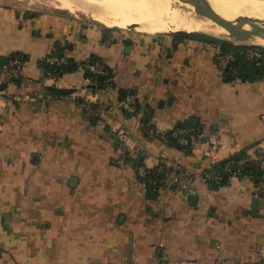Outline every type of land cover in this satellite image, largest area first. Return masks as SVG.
<instances>
[{"label": "crops", "instance_id": "1", "mask_svg": "<svg viewBox=\"0 0 264 264\" xmlns=\"http://www.w3.org/2000/svg\"><path fill=\"white\" fill-rule=\"evenodd\" d=\"M217 49L62 11L0 5V58L24 56L21 77L0 74V264H150L158 252L171 263L256 264L264 249V180L231 175L217 186L203 171L233 154L259 161L264 67L248 62L228 79ZM56 51L77 60L97 54L112 68L114 85L101 86L80 66L60 79L73 89L68 98H46L52 82L41 61ZM83 100L106 109L89 116ZM194 119L200 140L193 136L184 147L161 137ZM208 134L221 143L212 158ZM173 161L196 176L190 198L141 187L139 163Z\"/></svg>", "mask_w": 264, "mask_h": 264}, {"label": "built area", "instance_id": "2", "mask_svg": "<svg viewBox=\"0 0 264 264\" xmlns=\"http://www.w3.org/2000/svg\"><path fill=\"white\" fill-rule=\"evenodd\" d=\"M232 45L235 47H231L228 49H224L221 44H218V49L215 53V61L218 65L219 69L222 73L226 74L227 72H232L233 76L238 74V62L240 60H244L253 64L255 67H262L264 66V44L254 43V42H236ZM47 61L54 67L48 71H46V75L49 80H51V85L60 86V79L64 73L61 72L60 66L62 64L68 63V60L65 57L51 54L47 57ZM24 61L20 57H12L8 61L1 63L0 62V74L5 76L6 78H16L22 74ZM83 67H88L90 70L107 74L108 71L104 68L101 62H86ZM110 77L107 81H110ZM111 86V85H109ZM46 98H55L58 96L62 97H69L68 92H60L54 93L52 90H48L45 94ZM126 102L129 105H134L136 100L135 96L131 93L127 95ZM81 103L87 110L89 116H94L100 114L104 109H106V105L104 103H92L89 100H83ZM262 120L264 121V113L262 114ZM99 126H103L102 122H98ZM149 133L151 135H155L158 132L156 129L150 126ZM195 131L194 126H188L183 128L182 130H175V134L180 133H191ZM164 141L167 142L166 134H160ZM204 136V132H200L198 134L199 140ZM120 138V145L121 147H126V133H121L119 135ZM184 141L187 138L182 137ZM207 139L210 142V148L207 154L212 158V154L210 151L216 150L221 146L220 140L214 134H208ZM230 160L222 167V169H215V167H211L203 171V176L205 179L216 183L217 186H221L223 184L222 179L224 178V173L229 172V176L236 175V176H250L249 173H243L242 165L252 160L250 154L244 156L241 159H235L237 157H229ZM258 159L261 160V165L264 167V150L258 151ZM219 161H213L217 163ZM156 168V170L160 173L158 178L152 175V169ZM137 177L141 187L149 191L150 189H160L166 191H175L180 192L185 198H190L191 195L195 192L196 188V176L190 172L184 171L181 169L180 163L177 161H173L171 163L161 162L156 166H147L144 163H139L137 165ZM2 251L0 250V256ZM150 264H200L197 259L192 258H185L180 259L174 263H171L167 260L166 255L163 252H158L155 260H153ZM213 264H229V260L226 258H220L219 260L215 261ZM256 264H264V249H261L257 255Z\"/></svg>", "mask_w": 264, "mask_h": 264}, {"label": "bare ground", "instance_id": "3", "mask_svg": "<svg viewBox=\"0 0 264 264\" xmlns=\"http://www.w3.org/2000/svg\"><path fill=\"white\" fill-rule=\"evenodd\" d=\"M46 1L47 0H38ZM60 9L85 13L107 25L129 27L148 33H162L177 29H203L211 35L227 33L222 24L200 14L198 8L173 6L177 0H53ZM216 10L234 25L247 29L255 23L264 24V0H209ZM49 3V2H48ZM81 15V14H80ZM201 18V21L197 20ZM264 44V37L249 40Z\"/></svg>", "mask_w": 264, "mask_h": 264}, {"label": "trees", "instance_id": "4", "mask_svg": "<svg viewBox=\"0 0 264 264\" xmlns=\"http://www.w3.org/2000/svg\"><path fill=\"white\" fill-rule=\"evenodd\" d=\"M175 36H178V35L175 34ZM221 46L224 49H228V48H231L233 46L235 47V45H232V44H221ZM51 54H56V55L65 57L68 60V63L62 64L60 66V68H59V69H61L62 73H65L66 71L78 69L80 66H83L86 62H92V63L101 62L103 64L104 68L108 71L107 74L97 73V72H94V71L90 70L88 67H85V69L87 71V75L96 77L99 80L101 86L114 85V73H113L112 68L106 62H104V60L100 56H98L97 54H92L85 60L74 59L72 57H69L64 52H61V51L52 52ZM51 54H49V55H51ZM49 55L45 56L42 59V61H41V64L46 69V71H48V70H50V69H52L54 67V64L51 65L47 61V57ZM12 57H20L24 61V56L22 55V53L15 52V53H12V54H10V55H8L6 57L0 58V62L4 63V62L8 61L9 59H11ZM245 63H248V62L244 61L243 59L240 60L238 62V64H237L238 68L240 69V66H242ZM262 67H264V66H262ZM258 68H261V67H258ZM19 77H21V75L16 77V78H19ZM109 77L111 79H110V81H107V79ZM16 78H11V80H13V79L16 80ZM4 86H5V83H1L0 84V88H4ZM54 93H60V92L54 91ZM125 93H126L125 90L120 89V95L121 96H124ZM145 120H147V118ZM188 126H194L190 122V120L179 122L176 125L174 130L170 131L169 133H166V136H167V139H168L167 142L168 143H172V144H176L178 146H184V147L189 146L193 136H197L199 134V132L201 131L198 128V126H194L195 127V131L192 132L193 133L192 135H191V133L175 134V130H179L180 131L183 128L188 127ZM182 137L187 138V140L184 141L182 139ZM247 155H248L247 153H243V154H240L238 156V158H235V159H241V158H243L244 156H247ZM229 160H230V158H227L225 160H222V161H219L217 163H214L212 165V167H215V169H222V167ZM242 171H243V173H249L257 182H261L262 180H264L262 178V175H261L262 173H260V171H263V168L261 167V165L258 164V160L257 159H252V160H249V161L245 162L242 165ZM152 175L154 177L158 178L160 176V173L156 170V168H153L152 169ZM228 178H229V172L226 173V174L224 173V178L222 179V182L225 183ZM215 185H216V183H215Z\"/></svg>", "mask_w": 264, "mask_h": 264}, {"label": "water", "instance_id": "5", "mask_svg": "<svg viewBox=\"0 0 264 264\" xmlns=\"http://www.w3.org/2000/svg\"><path fill=\"white\" fill-rule=\"evenodd\" d=\"M175 1L173 6L182 8L183 10L187 6H192L194 8H198L200 10V14L208 15L212 17L215 23L222 24L227 30V33L224 35H211L207 33L203 29L196 30H187V29H177L167 31L166 33L176 34L183 37H190L195 39H200L208 42L219 43V44H234L236 42H242L249 40L253 36L261 35L264 37V24L255 23L251 27L247 29L240 28L226 19L223 15H221L212 2L209 0H177ZM132 27V25H129ZM227 78L231 79L233 77L232 72H227ZM52 91L57 92H72V88L60 87L56 85H48L47 86ZM194 126H197V119L193 120ZM202 130V128H201ZM239 154H233L230 157H237ZM258 164L261 165V160L258 161ZM262 173V171H260ZM211 185L213 183L211 182Z\"/></svg>", "mask_w": 264, "mask_h": 264}, {"label": "rangeland", "instance_id": "6", "mask_svg": "<svg viewBox=\"0 0 264 264\" xmlns=\"http://www.w3.org/2000/svg\"><path fill=\"white\" fill-rule=\"evenodd\" d=\"M0 5L10 6V7L14 6V7H17L20 9H24L26 11H32V13H39L40 11H62V12L69 14V15L72 14V15H75L76 17L91 19V20L100 22L104 25H107L106 23L98 20L96 18V16H94V15L85 14V13H72L70 10L60 9L58 6H56L55 1H53V0H47V2L46 1L42 2V1H38V0H0ZM196 19L201 21V18L196 17ZM112 27H120V26L113 25ZM120 28H123L124 30L129 31L131 33L142 32V31L135 29L133 26L132 27H120ZM162 33L171 34V33H166V32H162ZM249 42H251V41H249ZM217 44H219V43H217Z\"/></svg>", "mask_w": 264, "mask_h": 264}]
</instances>
